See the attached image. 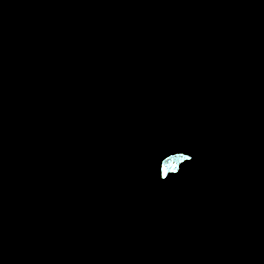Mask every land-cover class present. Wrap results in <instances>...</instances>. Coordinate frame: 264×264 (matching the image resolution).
Wrapping results in <instances>:
<instances>
[{
  "label": "water",
  "instance_id": "1",
  "mask_svg": "<svg viewBox=\"0 0 264 264\" xmlns=\"http://www.w3.org/2000/svg\"><path fill=\"white\" fill-rule=\"evenodd\" d=\"M0 264H264V0H0Z\"/></svg>",
  "mask_w": 264,
  "mask_h": 264
},
{
  "label": "snow or ice",
  "instance_id": "2",
  "mask_svg": "<svg viewBox=\"0 0 264 264\" xmlns=\"http://www.w3.org/2000/svg\"><path fill=\"white\" fill-rule=\"evenodd\" d=\"M169 166H170V167H174V165H172V164H170Z\"/></svg>",
  "mask_w": 264,
  "mask_h": 264
}]
</instances>
